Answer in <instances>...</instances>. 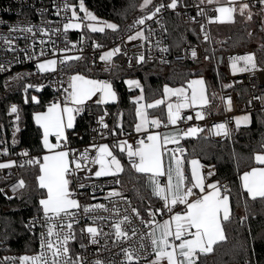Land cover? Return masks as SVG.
I'll return each instance as SVG.
<instances>
[{"label":"built area","instance_id":"built-area-1","mask_svg":"<svg viewBox=\"0 0 264 264\" xmlns=\"http://www.w3.org/2000/svg\"><path fill=\"white\" fill-rule=\"evenodd\" d=\"M244 1L258 21L261 44L212 56L216 85L209 94L214 107L183 109L179 117L181 130H207L211 138L223 140L240 127L238 116L264 112V0ZM152 6L123 32L101 42L69 27L72 5L68 0H5L0 3V76L36 77L38 89L46 87L52 93L48 104L72 106L74 73L104 75L113 67H137L145 61L161 65L208 63L215 5L206 0H156ZM169 15L183 34L178 50L173 49L168 35ZM191 25H195L198 36L195 43L188 29ZM72 60L82 61L81 67L70 69ZM8 110L11 120L17 122L16 105L11 103ZM78 111L88 118L84 133L72 128L64 135H52L54 140H63L61 146L68 152L65 174L72 205L28 217L25 227L37 242L29 252L13 251L0 238V264H170L166 256L157 255L150 233L157 219L180 213L182 204L159 200L157 209L149 210L144 217L120 193L117 168L111 165L116 171L103 175L99 165V146H113L122 138L126 141V162L136 170L142 133H111L110 114L96 111L91 102H83ZM18 129L10 132V142L0 139V193L9 199L23 189L21 167L42 161V153L34 154L28 148L11 149ZM175 148L180 157L188 152L182 141ZM215 174L214 165L201 172L206 181ZM228 186L221 184L222 189ZM186 190L188 201L201 194L191 182ZM176 257L181 260L184 255L178 253ZM228 264L253 263L244 260Z\"/></svg>","mask_w":264,"mask_h":264},{"label":"trees","instance_id":"trees-1","mask_svg":"<svg viewBox=\"0 0 264 264\" xmlns=\"http://www.w3.org/2000/svg\"><path fill=\"white\" fill-rule=\"evenodd\" d=\"M5 0H0V3ZM44 1V0H43ZM46 1V0H45ZM77 8L80 0H68ZM99 18L111 21L114 28L88 31L85 26L76 33H83L91 39L108 42L114 35L123 32L138 16L151 10L156 0H81ZM168 35L174 50L181 45L183 34L181 27L167 16ZM191 42H197L198 36L195 25L188 26ZM258 21L254 17L251 22L237 19L234 23L223 28L219 34L221 41L218 45L213 40L209 46L208 63H181L161 65L158 63L141 62L137 67L116 66L109 73L101 75L92 73V77L106 78L117 93L116 100L111 103L94 106L95 110L107 111L110 114L111 133L121 136L130 132L135 124L136 102L138 98L147 102L162 97L164 89L169 87H188L189 82L197 73L206 77L207 91L216 85L212 56L238 48L257 45L261 38ZM82 61L72 60L70 69L80 68ZM140 80L141 87L137 90L129 89L124 78ZM38 81L33 76H0V139L4 137L10 142V133L15 125L18 126L15 141L10 143L11 149L28 148L36 154L41 151L40 130L32 120V114L47 105L51 98V91L46 88L38 89ZM137 96V99L135 98ZM210 97V94H209ZM14 103L18 110V121L11 120L9 105ZM166 106L164 103L149 108V116H157L162 122L166 120ZM247 125H240L231 137L215 140L207 130H200L196 136L183 137L182 143L188 151V157L199 159L207 165L216 168L215 177L221 184H229L224 190L229 194L231 213L222 222L225 238L215 242L210 252L198 255L196 264H228L229 262L249 260L253 264H264V195L250 197L240 183L242 171L255 165L256 152L264 153V112L256 111L250 116ZM85 113H77L74 129L85 132L88 124ZM123 165L118 173L120 193L129 198L144 217L149 210H156L159 200L149 190L145 175L137 172L126 162V154L120 153ZM23 189L14 198L9 199L0 193V238L8 243L13 251L29 252L35 249L36 238L25 227L29 216L42 213L40 199L45 190L39 188L35 177L38 172L36 165L21 167Z\"/></svg>","mask_w":264,"mask_h":264},{"label":"crops","instance_id":"crops-1","mask_svg":"<svg viewBox=\"0 0 264 264\" xmlns=\"http://www.w3.org/2000/svg\"><path fill=\"white\" fill-rule=\"evenodd\" d=\"M124 79L129 89H140V80L129 77ZM71 80L72 106L54 102L32 114V120L40 130L39 153H42V161L36 165L38 172L35 181L39 188L46 190L44 195L57 196L55 199H48L46 203H43V197L40 199L41 209L47 212H55L72 205L67 194L68 180L65 174L69 160L68 152L61 146L63 140H54L52 135H64L75 126V117L80 113L78 110L83 102H91L93 107H99L114 102L117 96L112 84L103 77L74 73ZM176 87L167 86L164 91L171 89L170 96L176 97L177 94L173 91ZM162 103L168 112L171 106H167L164 95L147 102L138 98L136 102V122L133 130L143 135L142 152L136 171L145 175L147 187L158 200L182 204L180 213L168 219L159 218L154 222L150 235L157 254H165L170 264H196L198 255L210 252L215 242L225 238L222 222L228 219L231 213L229 194L222 190L217 178L213 177L207 181L203 179L201 172L209 165L188 157V152L180 157L176 151L175 145L182 141L183 137L196 136L199 132L198 128L181 130L179 117L183 109L175 117H171L169 112L166 113L165 122L155 115L147 114L149 108ZM125 145L126 141L122 138L113 146L101 144L99 162L103 164L102 157L105 156L109 165H114L120 172L123 167L120 153L124 152ZM103 147H106L105 152ZM110 156L112 159H109ZM101 168L103 175L113 174L104 173L105 168ZM190 182L201 194L198 199L188 201L186 188ZM240 183L250 197L264 195V166L255 162L251 168L242 171ZM178 253H183L184 258L177 260Z\"/></svg>","mask_w":264,"mask_h":264},{"label":"rangeland","instance_id":"rangeland-1","mask_svg":"<svg viewBox=\"0 0 264 264\" xmlns=\"http://www.w3.org/2000/svg\"><path fill=\"white\" fill-rule=\"evenodd\" d=\"M211 4L215 5L216 8V16L211 19V27L213 33V40L215 44L218 45L221 41L220 33L223 31V28L229 24L234 23L237 19H240L244 22H251L254 20V15L248 9V6L244 0H206ZM233 5V9L231 6ZM71 9L72 18L70 20L69 27L74 28L76 30H80L83 26H85L88 31L95 30H104L105 28H114L115 24L111 21H107L99 18L95 13H93L90 9L86 8L84 3L80 0L77 8L73 6ZM257 43L261 44L260 39L257 40ZM134 79V78H133ZM109 82V81H108ZM110 83V82H109ZM170 89V88H169ZM176 97H172L171 89L164 91V98L166 100L167 106H171V109L168 111L171 114V117H175L178 115L182 109H195L197 107L204 108L208 106L210 109L214 107V99L209 97L207 91V81L206 77L202 73H197L191 81L189 82V86L186 87H176L174 88ZM137 99V96L135 97ZM167 112V114H168ZM251 118L248 114H241L237 117V124L247 125L250 122ZM18 126L15 125L14 130L17 129ZM109 149V148H108ZM104 152L106 151V147H103ZM103 164H100L104 167V173H113L114 168H112L107 158L104 156ZM254 160L264 166V153L256 152L254 155ZM102 169V168H101ZM103 174V172H101ZM50 188V187H49ZM50 190V189H49ZM46 192V190H45ZM48 194L43 196V203L50 198H56L57 196L49 197ZM73 203V201H71ZM70 202V204H71ZM44 208V207H42ZM159 256H164L165 254H157Z\"/></svg>","mask_w":264,"mask_h":264},{"label":"water","instance_id":"water-1","mask_svg":"<svg viewBox=\"0 0 264 264\" xmlns=\"http://www.w3.org/2000/svg\"><path fill=\"white\" fill-rule=\"evenodd\" d=\"M220 59H221V56H218V61H220Z\"/></svg>","mask_w":264,"mask_h":264}]
</instances>
